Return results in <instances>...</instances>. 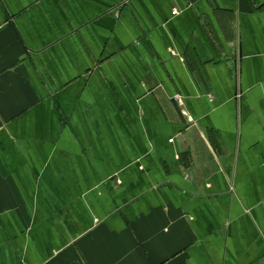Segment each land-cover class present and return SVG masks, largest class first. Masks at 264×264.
Listing matches in <instances>:
<instances>
[{"label":"crops","instance_id":"obj_1","mask_svg":"<svg viewBox=\"0 0 264 264\" xmlns=\"http://www.w3.org/2000/svg\"><path fill=\"white\" fill-rule=\"evenodd\" d=\"M0 264H264V0H0Z\"/></svg>","mask_w":264,"mask_h":264},{"label":"built area","instance_id":"obj_2","mask_svg":"<svg viewBox=\"0 0 264 264\" xmlns=\"http://www.w3.org/2000/svg\"><path fill=\"white\" fill-rule=\"evenodd\" d=\"M176 100L181 101V98L177 97Z\"/></svg>","mask_w":264,"mask_h":264}]
</instances>
